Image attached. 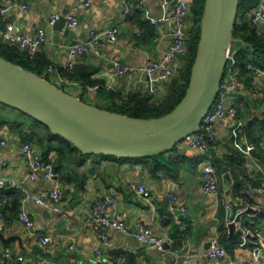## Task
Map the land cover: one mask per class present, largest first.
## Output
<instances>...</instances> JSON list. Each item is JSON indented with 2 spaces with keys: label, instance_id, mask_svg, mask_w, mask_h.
<instances>
[{
  "label": "crops",
  "instance_id": "0c3cea01",
  "mask_svg": "<svg viewBox=\"0 0 264 264\" xmlns=\"http://www.w3.org/2000/svg\"><path fill=\"white\" fill-rule=\"evenodd\" d=\"M83 1L26 0V10L13 6L1 20L12 22L15 32L29 36H35L39 29H43L45 41L39 52L43 53L49 64L56 66L62 65L68 58L67 43L86 40L91 30L101 31L117 25V38L109 41L100 37L99 52L80 54L75 67L89 69V79L110 85L107 88L101 86L114 92V101L118 102L119 98L129 93H147V76L141 70L136 71L131 79L125 75L109 77L108 70L114 64L139 68L147 58L160 57L172 40V24L167 21L153 24L145 19L142 11L135 6L138 0H87L89 3L86 6ZM125 2L132 4L128 14H123ZM160 2L144 0L143 5L151 16L158 17L161 15ZM1 3L3 0H0ZM250 10L246 13L247 20ZM53 13L60 16L74 14L77 25L65 28L64 18L62 25H50L49 17ZM254 28L257 34L264 37V29L259 25H254ZM237 47L239 45L234 49ZM45 73L53 84L86 102L100 106L111 103V98L99 94L97 89H89L90 85L82 84L79 78L72 77L69 78L70 82L64 83L59 82L56 75L46 70ZM223 77L230 84L228 77ZM168 85L160 84L157 91L151 94L150 100L160 103ZM225 102L234 105L237 114L234 118L215 121V137L203 152L191 148L183 140L167 152L166 155L175 162L173 176L162 172L153 175L139 162L112 157L89 155L83 158L80 165H76L75 156L63 158L58 164H61V168L55 172L58 188L62 192L61 207L71 213L63 217L34 201L26 205L34 229L52 237L50 252H44L18 220L20 191L15 184H21L32 193L49 191L54 185L52 181L45 180L41 175L29 177V164L20 147L21 142H29L33 151L44 160L51 161L54 167L58 144L49 143L44 138L41 143L38 137L44 136L46 132L42 124L0 103V139L5 140L4 144H0V176L10 180L0 188V199L8 197V202L0 208L12 219L2 232L5 236L19 237L9 242L0 240V248L8 247L12 251L10 258L0 256V264H38L41 256H45L50 264H116L119 258L128 259V264H208L205 250L212 240L219 242L222 220L225 222L227 238L234 240L230 248L219 242L226 251L221 264H249L254 237L249 235L247 242L241 243V233L246 228L261 231L263 244L260 253L264 256V68L255 65L249 73L240 71L238 84L230 85ZM232 153L241 155V165L228 161ZM213 159L226 160L230 164L229 168L234 167L236 179L241 181L239 193L234 194L232 188L230 195L225 197L221 179L224 171L218 173L215 167L217 193L207 194L202 190V164ZM132 180L147 186L148 198L137 195L130 187ZM245 187H261L263 193L248 198L242 193ZM168 191L175 196L173 208L168 204ZM109 193L117 196L118 202L110 204L106 214L121 219L130 232L109 228L106 231L108 239L103 242L98 232L83 224V216L91 209L95 199ZM236 195L241 200H235ZM15 196L17 200H14ZM226 202L230 203L232 214L241 208L252 210L243 215L242 227L235 226L232 234L227 226L230 216L224 208ZM137 220L167 238L169 248L158 250L139 241L132 233ZM71 243L75 247H69ZM98 248L101 252L96 254ZM17 255L22 259H17Z\"/></svg>",
  "mask_w": 264,
  "mask_h": 264
},
{
  "label": "built area",
  "instance_id": "2783aa9c",
  "mask_svg": "<svg viewBox=\"0 0 264 264\" xmlns=\"http://www.w3.org/2000/svg\"><path fill=\"white\" fill-rule=\"evenodd\" d=\"M143 2L144 0H138L135 3V6L142 11V15L145 19L153 24L166 21L172 24V40L160 57L147 58L144 64L139 68L114 64L110 70H108L107 75L109 77L125 75L128 79H131L136 71L141 70L147 76L146 91L151 95L157 91L160 84H168L170 80L177 75L178 70L184 64V55L187 50L189 28L191 25V0H161V15L158 17L151 16L148 9L144 7ZM88 3L87 0L83 1L84 6L88 5ZM13 6H18L21 10H26L28 8L26 0H3V3L0 4V17L4 16ZM131 8L132 4L130 2H125L123 5V14H128ZM59 18H64L65 28H74L78 22L74 14L60 16L58 13H53L49 17V24L53 25ZM249 20L252 24L259 25L264 29V0H257L250 10ZM14 29L13 23L6 21L4 27L0 29V40L6 44L17 45L20 50L24 51L29 57H33L40 51V48L45 41V32L43 29H39L35 36L15 32ZM118 30L117 25H111L101 31L91 30L86 40L67 43L65 46L68 53L67 60L60 66L48 64L46 71L56 75L59 82H70V79L65 76L64 73L75 68L76 58L85 52L98 53L100 49V37L103 36L109 41H114L117 38ZM235 53L236 50L230 45L226 51V63L223 71V76L226 75L228 77L230 84L222 76L216 97L209 109L202 116L198 128L185 135L182 139L188 146L200 152H203L209 142L215 137V121L222 118H234L237 114L236 107L225 102V96L230 85L238 84V74L240 69L237 65ZM101 85L102 84H95L88 88L96 90L102 86L106 88L110 87V85L106 84ZM4 143L5 140L0 139V144ZM20 148L29 164V177L35 178L38 175H41L45 180L52 181L54 184L49 191L36 193L26 190L21 184H15V187L20 191L18 220L21 222L25 230L30 232L38 241L44 252H50L53 241L52 237L39 229H34L33 219L26 208L27 203L34 201L50 211L59 213L63 217L68 216L71 212L64 210L61 207L62 192L58 188L57 174L52 162L44 160L38 153H35L32 145L27 141L21 142ZM9 181V179L0 176V188ZM130 187L133 188L140 197L148 198V189L144 183L132 180L130 182ZM201 187L207 194L217 193L218 178L215 173V168L210 161H204L202 164ZM242 193L248 198H253L263 193V189L261 187H245L242 189ZM174 199L175 196L173 192L168 191L167 200L170 208H173ZM234 199L241 200V197L236 195ZM7 202L8 197H2L0 199V206ZM117 202L118 198L113 193L104 195L101 198L95 199L91 209L83 216V224L98 232L100 239L103 242L108 239L106 231L109 228H113L123 233L130 232L127 225L121 219L110 217L106 214L108 206ZM224 208L226 211H229L230 221L234 220L236 213L245 210V208H241L236 213L232 214L229 202L224 203ZM11 221L12 219L5 215L0 208V232H2ZM235 226L242 227V221H236ZM132 233L139 241L158 250L166 249L164 246L169 241L167 238L156 234L151 227L146 226L140 220L136 221L135 229ZM249 235L254 237V240L252 241L253 246L251 257L248 261L249 264H264V256L260 253L263 244V235L261 234V231L259 229H243L241 233V243L247 242ZM69 247L73 248L75 247V244L71 243ZM100 252V248L96 249V254H99ZM11 255L12 251L10 248H0L1 257L10 258ZM205 255L207 256L208 264H221L223 257L226 255V251L217 240H212L205 250ZM16 258L19 260L22 259L20 255H17ZM123 260V258H119L116 264H121V261ZM38 264L50 263L45 256H41L38 259Z\"/></svg>",
  "mask_w": 264,
  "mask_h": 264
},
{
  "label": "water",
  "instance_id": "95a60500",
  "mask_svg": "<svg viewBox=\"0 0 264 264\" xmlns=\"http://www.w3.org/2000/svg\"><path fill=\"white\" fill-rule=\"evenodd\" d=\"M239 0H205L199 39L191 64L188 84L178 103L158 117L138 118L110 111L73 96L37 75L0 56V103L15 108L46 125L52 134L67 139L83 154L110 155L117 158L140 157L168 152L183 137L195 131L202 116L216 97L226 63V51ZM62 25V18L55 25ZM225 197L233 188V178L221 174ZM245 208L227 226L229 233L241 220ZM18 236H5L9 242ZM164 248H169L166 243ZM128 259L121 264H128Z\"/></svg>",
  "mask_w": 264,
  "mask_h": 264
},
{
  "label": "trees",
  "instance_id": "16d2710c",
  "mask_svg": "<svg viewBox=\"0 0 264 264\" xmlns=\"http://www.w3.org/2000/svg\"><path fill=\"white\" fill-rule=\"evenodd\" d=\"M205 0H191V14L190 21L191 25L189 28V38L187 44V50L184 55V64L178 70L176 76H174L168 85L167 92L165 94L164 99L160 103L152 102L151 95L148 93H129L123 98H119V101L113 100L114 92L112 90H106L102 87H99L97 91L99 94H105L107 98H111V103L106 106H100L101 108L108 109L110 111L126 114L128 116L138 117V118H150V117H158L169 112L180 100L182 95L185 92V89L188 84L190 68L192 61L194 59L196 46L199 39V31H200V21L203 12ZM255 0H239L238 8L234 22V28L232 32V42L235 45H231L232 48L237 47L236 49V59L237 65L240 71L243 73H249L252 71V68L256 65L258 67L264 68V37L257 34L254 28V25L247 20L246 13L255 5ZM3 20L0 17V28L4 26ZM237 44V45H236ZM0 56L5 58L6 60L17 64L31 72L36 73L39 76L48 79L47 74L45 73L46 67L49 64L47 58L43 55V53H36L33 57H29L24 51L20 50V48L15 44H6L0 40ZM91 71L82 66H76L73 70L65 72L64 75L68 78H79L81 83L84 85H95L101 84L100 81L97 83V80L89 79V75ZM27 116V115H26ZM29 117V116H28ZM33 122L40 123V121L29 117ZM45 127L44 136H40L39 141L42 143V139H46L47 142H57L56 150L58 151V156L54 163V170L61 168V164L59 162L63 158H69L70 155L75 156L74 160H76V165H80L82 163L83 158L85 157L76 147H74L67 139L60 135L52 134L48 127L42 124ZM49 147V146H47ZM51 148V147H49ZM46 149L47 150L49 149ZM46 152L44 155L46 156ZM83 157L80 158L78 157ZM75 154V155H74ZM167 152L156 154V155H147L140 157H128V158H117L110 155H101V154H92L93 156H102V157H112L119 160L127 161V159H131L132 161L139 162L142 165H145L151 172V174L155 175L158 172H162L164 175L173 176L174 168L173 163L174 160L171 156L166 155ZM264 151H262L263 157ZM86 155V154H85ZM91 155V154H87ZM264 158V157H263ZM227 160V158H226ZM226 160L221 159H213L211 161L212 165L216 168L218 173L226 170H230L232 174V178L234 181L233 184V192L234 194L239 193L241 190V181L236 179V174L234 173V167L229 168L230 164L226 163ZM228 161L231 163L234 161L236 164L241 165L243 160L240 154L232 153L228 157ZM226 163V164H225ZM230 163V162H229ZM174 172V173H173ZM17 196H15L14 200H17ZM223 219V217H222ZM219 230H221V235L219 236V242L222 243L226 248H230L232 241L234 238H227L226 226L225 222L222 220L219 225Z\"/></svg>",
  "mask_w": 264,
  "mask_h": 264
},
{
  "label": "rangeland",
  "instance_id": "374dc122",
  "mask_svg": "<svg viewBox=\"0 0 264 264\" xmlns=\"http://www.w3.org/2000/svg\"><path fill=\"white\" fill-rule=\"evenodd\" d=\"M231 45H235V43L232 42ZM236 45H237V44H236ZM5 106H7V105H5ZM82 154H83V153H82ZM83 155H84L85 157H86V156H89V155H87V154H86V155L83 154ZM77 156L80 157V156H79V153H78ZM84 156H83V157H84ZM91 156H93V155L91 154ZM83 157H80V158H83ZM85 157H84V158H85ZM129 161H132V160H131V159H127V162H129Z\"/></svg>",
  "mask_w": 264,
  "mask_h": 264
}]
</instances>
